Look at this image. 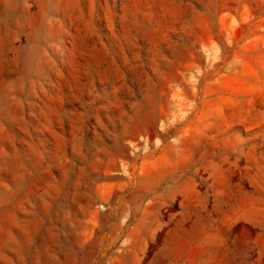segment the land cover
I'll return each mask as SVG.
<instances>
[{
  "label": "rangeland",
  "instance_id": "374dc122",
  "mask_svg": "<svg viewBox=\"0 0 264 264\" xmlns=\"http://www.w3.org/2000/svg\"><path fill=\"white\" fill-rule=\"evenodd\" d=\"M0 264H264V0H0Z\"/></svg>",
  "mask_w": 264,
  "mask_h": 264
}]
</instances>
